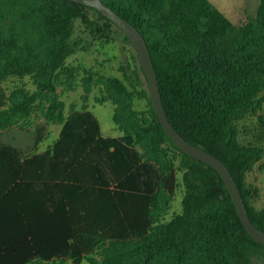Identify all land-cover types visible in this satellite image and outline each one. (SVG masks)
Masks as SVG:
<instances>
[{
    "label": "trees",
    "instance_id": "obj_1",
    "mask_svg": "<svg viewBox=\"0 0 264 264\" xmlns=\"http://www.w3.org/2000/svg\"><path fill=\"white\" fill-rule=\"evenodd\" d=\"M41 1L53 39L38 65V89L23 100L11 99L5 112L0 103L3 116L10 111L30 113L40 92L55 87L57 70L79 47L73 37L77 18L95 36L114 39L120 30L130 40L91 5ZM105 2L145 35L172 124L187 140L228 164L253 222L264 229V210L251 203L246 180L264 147L243 145L237 125L264 90V61L257 67L258 76L238 82L231 76L237 69H228L221 52L226 42L244 51L254 31L252 23L235 25L210 0ZM159 15L162 27L167 26L162 33L157 31ZM255 18L264 24V0ZM262 37L264 50V32ZM188 38L197 41L194 49ZM137 57L147 83L140 93L152 101ZM127 78L134 89V81ZM65 106L57 98L49 105L50 120L63 126L45 151L40 147L50 132L44 127L29 131L0 123V264H124L122 256L108 252V243L145 236L156 193L162 187L169 197L175 195L179 171L186 188L183 212L158 233L132 245L140 264H189L201 255L209 256L213 264H259L255 257L264 255V243L246 229L223 177L170 138L153 103L146 128L125 124V134L118 136H104L88 109L67 118ZM138 129L156 148L162 149L164 143L172 148L179 166L164 176L158 163L144 159L135 147Z\"/></svg>",
    "mask_w": 264,
    "mask_h": 264
},
{
    "label": "rangeland",
    "instance_id": "obj_2",
    "mask_svg": "<svg viewBox=\"0 0 264 264\" xmlns=\"http://www.w3.org/2000/svg\"><path fill=\"white\" fill-rule=\"evenodd\" d=\"M127 3L135 0H123ZM212 4L235 25H253L251 41L244 51L232 48L228 42L221 44L222 53L228 61L231 76L238 82L258 76V65L264 61V24L255 16L261 0H210ZM162 16H158L157 31L164 32ZM179 30V29H178ZM159 33V34H160ZM74 39L79 41L77 50L69 55L64 66L54 76L55 87L46 88L34 100L31 112L10 111L9 116L0 114V123L15 124L23 130L44 127L49 131L40 150L51 147L60 135L63 124L50 120L49 105L53 98L66 103L65 114L70 117L77 111L88 109L98 119L104 136L124 135L123 127L149 125L152 101L140 91L147 86L139 69L138 53L131 40L117 30L114 39L95 36L81 18L74 22ZM180 35L177 36V39ZM53 35L46 26L45 4L41 0H0V100L1 111L10 109L11 99L18 101L38 89V65L48 55ZM181 42V41H180ZM192 49L197 41L188 38ZM137 54V55H136ZM230 65V66H229ZM139 72V75H138ZM227 72V71H226ZM226 74V73H225ZM127 75L135 83L133 89ZM225 77L222 74H218ZM227 72V77H228ZM116 112L119 122L114 119ZM118 123V124H117ZM126 124V125H125ZM240 142L245 145L264 147V90L254 100L247 115L237 121ZM47 127V128H45ZM139 130V129H138ZM135 147L144 159L160 165L162 174L167 175L178 167L180 159L167 144L156 148L146 132L134 133ZM152 133H150V138ZM155 159V160H154ZM158 163V164H157ZM251 203L264 210V153L251 166L246 175ZM186 188L183 173L178 172L176 193L169 197L162 187L158 190L150 210V226L143 238L158 233L183 212ZM138 238H129L108 243V252L122 256L124 264H140V256L133 252L132 245ZM97 258L101 255L97 253ZM255 260L264 264V255ZM142 261V260H141ZM72 264V263H68ZM98 264H103L99 262ZM189 264H213L207 255L197 256Z\"/></svg>",
    "mask_w": 264,
    "mask_h": 264
},
{
    "label": "water",
    "instance_id": "obj_3",
    "mask_svg": "<svg viewBox=\"0 0 264 264\" xmlns=\"http://www.w3.org/2000/svg\"><path fill=\"white\" fill-rule=\"evenodd\" d=\"M97 8L100 12L114 21L128 36L139 55L142 67L147 76L152 103L157 111L158 117L170 136V138L188 154L212 165L223 177L229 192L232 195L237 211L249 233L257 240L264 243V229L257 226L248 211L242 192L228 166L220 157L205 150L201 146L187 140L172 124L166 112L155 64L150 52L145 35L129 19L118 13L114 8L108 5L105 0H75Z\"/></svg>",
    "mask_w": 264,
    "mask_h": 264
},
{
    "label": "crops",
    "instance_id": "obj_4",
    "mask_svg": "<svg viewBox=\"0 0 264 264\" xmlns=\"http://www.w3.org/2000/svg\"><path fill=\"white\" fill-rule=\"evenodd\" d=\"M68 263H72V264H74L73 262H71V261H69V262H66V263H63V264H68Z\"/></svg>",
    "mask_w": 264,
    "mask_h": 264
}]
</instances>
